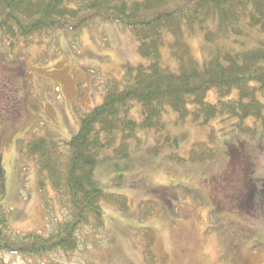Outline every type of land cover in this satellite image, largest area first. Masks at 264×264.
<instances>
[{"label": "rangeland", "instance_id": "obj_1", "mask_svg": "<svg viewBox=\"0 0 264 264\" xmlns=\"http://www.w3.org/2000/svg\"><path fill=\"white\" fill-rule=\"evenodd\" d=\"M188 42L202 60L201 36ZM137 45L130 31L104 22L28 39L0 34V204L12 239L47 237L69 218L66 197L27 155V142L49 135L67 154L81 116L101 105L109 84L123 81V67L148 63ZM258 99L264 106V97ZM206 101H217L215 91ZM166 111L165 130L139 131L127 142V158L110 151L97 158L93 179L105 193L125 197L127 212L102 202L100 225L90 219L82 226L74 250L32 257L0 252V264H150L141 238L146 229L153 235L151 264H264V127L250 135L235 128V119L201 127L191 115L182 122ZM127 117L142 120L137 103L129 104ZM211 136L215 160L189 162L191 148ZM233 163L240 171L231 178ZM145 205L153 212L142 220Z\"/></svg>", "mask_w": 264, "mask_h": 264}, {"label": "trees", "instance_id": "obj_2", "mask_svg": "<svg viewBox=\"0 0 264 264\" xmlns=\"http://www.w3.org/2000/svg\"><path fill=\"white\" fill-rule=\"evenodd\" d=\"M95 22L130 31L137 53L148 63L123 67V81L109 84L101 105L81 116L77 134L66 145L67 154L49 135L32 136L27 142V155L53 190L66 197L69 218L47 237L31 233L12 239L0 204V252L32 257L74 250L82 226L90 219L100 225L102 202L127 212L125 197L105 193L93 179L97 158L103 151L127 158V142L139 131L165 130L162 118L167 109L182 122L191 115L201 127L218 118L235 119V128L250 135L258 125L264 127V106L258 99V94L264 97V0H0V34L8 39L75 33ZM198 35L202 60L188 44ZM164 49L171 62L164 58ZM210 91L217 94L214 104L206 101ZM132 102L140 106L139 123L127 117ZM249 119L252 127L246 126ZM215 158L211 136L207 144L193 146L187 160L206 164ZM152 212L151 205L143 206L141 219ZM150 233L141 231L144 255L151 264Z\"/></svg>", "mask_w": 264, "mask_h": 264}, {"label": "flooded vegetation", "instance_id": "obj_3", "mask_svg": "<svg viewBox=\"0 0 264 264\" xmlns=\"http://www.w3.org/2000/svg\"><path fill=\"white\" fill-rule=\"evenodd\" d=\"M240 150V149H239ZM236 155L237 156H240V151H236ZM233 170L230 169V172H229V175L232 173V177H235L236 175H238L239 171H240V167H238V165L236 163H233V166H232Z\"/></svg>", "mask_w": 264, "mask_h": 264}]
</instances>
